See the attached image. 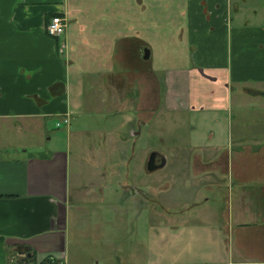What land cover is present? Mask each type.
I'll use <instances>...</instances> for the list:
<instances>
[{
  "label": "crops",
  "instance_id": "0c3cea01",
  "mask_svg": "<svg viewBox=\"0 0 264 264\" xmlns=\"http://www.w3.org/2000/svg\"><path fill=\"white\" fill-rule=\"evenodd\" d=\"M112 1L107 17L95 18L96 3L85 0H0V129L21 131L22 144L28 131L39 144L14 155L0 136V264L24 263L25 250L37 263L264 264V22L234 20L232 0H185L176 31L187 61L156 75L159 100L178 121L180 111L213 120L214 142L163 154L159 198L142 193L160 207L146 212L144 230L132 229V32L117 15L125 7ZM55 13L66 19L58 36L45 29ZM94 103L108 120L107 147L87 145L89 128L78 124ZM115 110L124 112L125 132ZM221 114L226 145L216 131ZM50 117L55 126L68 119L79 160L85 149L103 162L88 156L72 167L68 147L46 145L56 136ZM113 154L121 161H109Z\"/></svg>",
  "mask_w": 264,
  "mask_h": 264
},
{
  "label": "rangeland",
  "instance_id": "374dc122",
  "mask_svg": "<svg viewBox=\"0 0 264 264\" xmlns=\"http://www.w3.org/2000/svg\"><path fill=\"white\" fill-rule=\"evenodd\" d=\"M85 2L86 4L96 3L97 5L91 6L92 8L89 7V12L95 15V18H104L107 17L106 12L108 10L103 7H107L113 1L85 0ZM119 4L125 8L117 15L125 23L129 22L131 24L132 32L131 44L127 46L129 70H132V120L130 122L132 127V148L130 147V152H127L130 161V178L126 193L128 195L130 192L132 194L137 193L132 196V229L140 227L141 230H144L146 212L151 210V205L159 208L160 201H147L142 193L146 192L154 199L159 198L161 194L159 190L162 171L160 167L150 171L147 170L146 161L149 152L156 150L161 154L171 156L173 154L171 147L173 146H185L186 149H193L195 147L193 146L194 144H200L201 146L208 145V143L211 144L214 140L209 139L208 134L215 129V125L213 120L204 122L202 119L203 113L198 112L180 111L178 113L184 120L182 122L181 120L178 121L179 116L163 110L159 100L160 87L158 76L156 75L162 72V68L165 65L187 61L188 48L176 31L177 26L185 19V14L182 11L185 0H119ZM235 4L238 5L236 10L234 8ZM231 12L235 15L234 20L244 21L247 19L250 22H256L257 20L262 23L264 22V0H232ZM135 38H140L141 41ZM143 45L151 49L152 54L149 58L142 57ZM93 93L94 91L88 92V98L93 96ZM94 96L96 98V95ZM255 100L247 97L246 101L247 103H254ZM95 104L93 106L90 105L92 108L90 110H94V112L89 111L90 114L88 116L85 115L79 121V118H77L74 122L78 121V124L85 123L88 126L89 130L83 136L85 142L88 143L87 145H92V143L100 145L103 143L107 147L110 135L108 133V120L105 119L107 118L106 115H98V112L100 114L102 111L99 110L97 112L96 108L100 106ZM236 105L234 102L233 112L236 111ZM250 105H246L249 107L248 112L253 111L250 109H255L252 108L253 105ZM92 113L93 115H91ZM115 113V119L118 122L120 120L119 132H125V126H128V124L123 121L124 112L122 110L116 112L115 110ZM221 115L223 123L220 124L216 131L220 137V144L226 145L228 116ZM74 122L72 127L75 125ZM54 123L53 117L47 120L49 133L56 134V136L53 135L51 140H46L48 141L46 145L60 148L68 147L71 151L70 162L72 167L78 162L84 163L85 158L88 159V156L92 158L88 162L93 160L99 163L103 162L100 157L97 158L100 154H90V150L85 149V151L82 149L84 152L78 153V155L81 154L82 158L79 160L76 156V151L80 149L81 145L77 143L76 133H70L67 140L68 123L62 121L59 126H55ZM7 131L8 129H0V136L4 142L7 141L9 143V153L14 151L11 149H15L13 152L15 155L23 147H26L27 150L38 148L39 144L35 140L37 137L32 136L31 133L27 134L28 131L25 132V138L28 143L24 144L20 141L21 131L16 130L18 133L15 130L13 132L11 130L9 133ZM43 135L45 136V134ZM128 143L130 144V139ZM116 155L113 154L109 161L118 160L120 162L121 159ZM107 183L109 188H111L109 181ZM107 187L105 186V188ZM104 204V209L106 207L109 209V203Z\"/></svg>",
  "mask_w": 264,
  "mask_h": 264
},
{
  "label": "built area",
  "instance_id": "2783aa9c",
  "mask_svg": "<svg viewBox=\"0 0 264 264\" xmlns=\"http://www.w3.org/2000/svg\"><path fill=\"white\" fill-rule=\"evenodd\" d=\"M66 26V19L63 15L59 13L52 14L49 18V20L45 24L46 32L53 36H58L61 33L64 32ZM62 121L67 122L68 119L62 118ZM61 122L57 121V125H59Z\"/></svg>",
  "mask_w": 264,
  "mask_h": 264
},
{
  "label": "water",
  "instance_id": "95a60500",
  "mask_svg": "<svg viewBox=\"0 0 264 264\" xmlns=\"http://www.w3.org/2000/svg\"><path fill=\"white\" fill-rule=\"evenodd\" d=\"M143 50H144L143 57L147 58L149 56V53H150L149 48L145 46L143 48ZM155 154H156V150H152L148 154L147 161H146V167L149 170H152V169H154L156 167H159V166L163 165L165 163V161H166L165 155L162 154L161 157H160V161L159 162H155Z\"/></svg>",
  "mask_w": 264,
  "mask_h": 264
},
{
  "label": "trees",
  "instance_id": "16d2710c",
  "mask_svg": "<svg viewBox=\"0 0 264 264\" xmlns=\"http://www.w3.org/2000/svg\"><path fill=\"white\" fill-rule=\"evenodd\" d=\"M25 262L22 264H57L59 260H56V258H53L51 256H48L44 259H42L40 262H36L35 257H34V253H29V251L25 250L24 251V255H23Z\"/></svg>",
  "mask_w": 264,
  "mask_h": 264
},
{
  "label": "flooded vegetation",
  "instance_id": "af4514ba",
  "mask_svg": "<svg viewBox=\"0 0 264 264\" xmlns=\"http://www.w3.org/2000/svg\"><path fill=\"white\" fill-rule=\"evenodd\" d=\"M161 153L156 151V154H155V162H159L160 161V157H161Z\"/></svg>",
  "mask_w": 264,
  "mask_h": 264
}]
</instances>
